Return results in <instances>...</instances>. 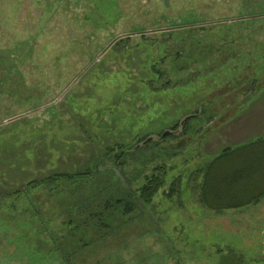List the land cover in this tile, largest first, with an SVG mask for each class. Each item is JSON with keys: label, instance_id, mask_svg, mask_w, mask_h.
<instances>
[{"label": "rangeland", "instance_id": "obj_1", "mask_svg": "<svg viewBox=\"0 0 264 264\" xmlns=\"http://www.w3.org/2000/svg\"><path fill=\"white\" fill-rule=\"evenodd\" d=\"M0 264H264V0H0Z\"/></svg>", "mask_w": 264, "mask_h": 264}, {"label": "trees", "instance_id": "obj_2", "mask_svg": "<svg viewBox=\"0 0 264 264\" xmlns=\"http://www.w3.org/2000/svg\"><path fill=\"white\" fill-rule=\"evenodd\" d=\"M137 46V45H136ZM163 48V46H161L160 47V49H162ZM152 49V46H150V45H148L147 47H146V54H147V56H148V59L146 60V63L145 64H147L148 65V68L146 69V70H150V74H151V76H153V77H151L150 78V80L147 82V81H145V78L144 79H141V85L145 88V91H146V95H148V94H152L153 92H158V93H162V92H167L168 90H169V88H170V86H169V83H164L162 86V88L161 89H156V88H154V85H156V82H159V81H161V77H159V73H160V71H159V73L157 72L158 70L156 69V61H154L153 60V58H154V56H155V54H153V53H151V52H149V50H151ZM112 50L113 51H115V50H119V49H117V46H115V45H113V47H111V49L109 50V52L111 51L112 52ZM159 57L161 56V55H158ZM157 57V56H156ZM177 68V67H176ZM178 69V68H177ZM179 71H177V73L179 72L180 73V71L182 72L183 70H185V69H178ZM164 89V90H163ZM163 90V91H162ZM157 93V94H158ZM186 122L182 125V126H175L172 130L173 131H176L177 129H182V131H184L185 130V128H186ZM167 136L168 137H173V132H170V133H168L167 132V135L165 136V137H163V138H161V136H159V138H160V142L161 141H165L166 140V138H167ZM147 140V139H146ZM145 140V141H146ZM144 141V142H145ZM150 142H152V141H150ZM150 142H145V144L143 145V146H147V145H149L150 144ZM115 148V149H114ZM116 149H119V150H121L119 153H117L118 151H116ZM136 150H138V148L136 149ZM107 153H108V155H110L113 159V163H114V165H116L117 164V161H119V158H120V155H122L124 152L122 151V149H121V147H113L112 149H110V150H108V151H106ZM117 160V161H116ZM116 161V162H115ZM120 170H118V169ZM154 170L155 171H160L161 172V176H159V175H156V174H153V172H154ZM162 171H164V169L163 168H154L151 172H150V177L148 176L146 179H145V181H144V184L142 185V186H140V188H137V189H131L130 187H128V181L127 180H125L124 178H123V176H122V169H121V167H120V164H117V166L115 167V169L112 171L113 172V175L115 176V174H116V176H115V178L117 179L116 181H117V183H118V185L120 186V188L124 191V192H127V193H129V194H136V192H138V197H136V200L137 201H139V202H141V203H143V204H145V203H147V204H149L152 200H153V198H154V196L161 190V188L163 187V185H164V180H163V178H164V176H165V172H162ZM58 175H55L53 178H58L57 177ZM62 176V180H69L68 178H69V176L68 175H61ZM207 178V175H206V177H205V179ZM49 182H51V181H49ZM174 185L175 184H172V187H171V189L174 187ZM171 189H170V191H171ZM201 190V189H200ZM172 191H174V190H172ZM207 191H209L208 189H207ZM206 191V193H208ZM216 192H217V189H216ZM30 200V204H31V206H32V208H35L36 207V205H35V201L33 200V199H29ZM119 200V199H118ZM120 201V200H119ZM201 201V200H200ZM203 201H204V199H203ZM119 203V202H118ZM61 255V254H60ZM63 258V257H62Z\"/></svg>", "mask_w": 264, "mask_h": 264}, {"label": "crops", "instance_id": "obj_3", "mask_svg": "<svg viewBox=\"0 0 264 264\" xmlns=\"http://www.w3.org/2000/svg\"><path fill=\"white\" fill-rule=\"evenodd\" d=\"M236 122L234 123V126L233 127H236ZM235 136V135H234ZM235 139L234 140H236V136L234 137ZM219 178V177H218ZM218 180V179H217ZM217 182V181H216ZM209 194H213L212 192L211 193H209ZM194 195V194H193ZM221 193L220 192H216V194L214 193V197H216V199H219L220 197H221ZM244 195H246V193L244 194ZM227 196H229V197H231V195H227ZM198 197H199V194H198ZM247 197V196H246ZM254 199V198H253ZM235 206H236V203L234 204ZM204 206V204H202V203H200V207H203ZM210 210V209H209ZM211 211H214V210H212L211 209ZM252 215V214H251ZM257 215H262V212L261 211H257V214L256 215H253V216H250V217H252V218H255ZM252 222H255V221H252Z\"/></svg>", "mask_w": 264, "mask_h": 264}, {"label": "water", "instance_id": "obj_4", "mask_svg": "<svg viewBox=\"0 0 264 264\" xmlns=\"http://www.w3.org/2000/svg\"><path fill=\"white\" fill-rule=\"evenodd\" d=\"M167 135V133H164L161 138L165 137ZM151 139H148L146 142H149Z\"/></svg>", "mask_w": 264, "mask_h": 264}]
</instances>
